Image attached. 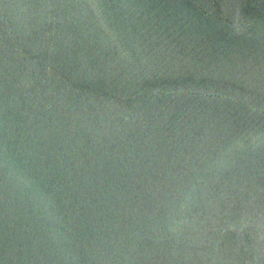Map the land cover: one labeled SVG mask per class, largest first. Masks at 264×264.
<instances>
[{
    "label": "water",
    "instance_id": "water-1",
    "mask_svg": "<svg viewBox=\"0 0 264 264\" xmlns=\"http://www.w3.org/2000/svg\"><path fill=\"white\" fill-rule=\"evenodd\" d=\"M0 264H264V0H0Z\"/></svg>",
    "mask_w": 264,
    "mask_h": 264
}]
</instances>
